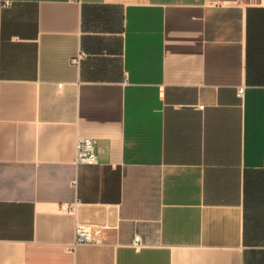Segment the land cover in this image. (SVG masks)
<instances>
[{
    "label": "crops",
    "instance_id": "crops-1",
    "mask_svg": "<svg viewBox=\"0 0 264 264\" xmlns=\"http://www.w3.org/2000/svg\"><path fill=\"white\" fill-rule=\"evenodd\" d=\"M257 1L0 0V264H264Z\"/></svg>",
    "mask_w": 264,
    "mask_h": 264
},
{
    "label": "built area",
    "instance_id": "built-area-1",
    "mask_svg": "<svg viewBox=\"0 0 264 264\" xmlns=\"http://www.w3.org/2000/svg\"><path fill=\"white\" fill-rule=\"evenodd\" d=\"M257 4H264V0H258ZM78 60V56L74 58ZM243 87L237 88L238 95H242ZM95 140L89 136H77L75 142V162L94 164L97 162V156L94 146ZM101 241V227L90 224H76L74 228L73 243H99ZM132 244L136 247L140 245L135 237Z\"/></svg>",
    "mask_w": 264,
    "mask_h": 264
}]
</instances>
